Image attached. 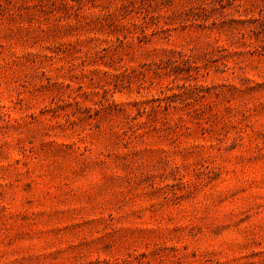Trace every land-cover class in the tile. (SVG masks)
<instances>
[{
    "label": "rangeland",
    "instance_id": "1",
    "mask_svg": "<svg viewBox=\"0 0 264 264\" xmlns=\"http://www.w3.org/2000/svg\"><path fill=\"white\" fill-rule=\"evenodd\" d=\"M0 264H264V0H0Z\"/></svg>",
    "mask_w": 264,
    "mask_h": 264
}]
</instances>
